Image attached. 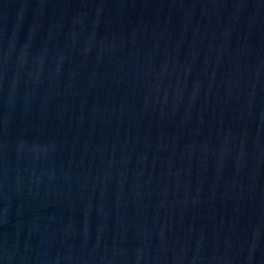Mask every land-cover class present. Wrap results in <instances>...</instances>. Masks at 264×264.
I'll use <instances>...</instances> for the list:
<instances>
[{
	"label": "water",
	"instance_id": "water-1",
	"mask_svg": "<svg viewBox=\"0 0 264 264\" xmlns=\"http://www.w3.org/2000/svg\"><path fill=\"white\" fill-rule=\"evenodd\" d=\"M0 264H264V0H0Z\"/></svg>",
	"mask_w": 264,
	"mask_h": 264
}]
</instances>
